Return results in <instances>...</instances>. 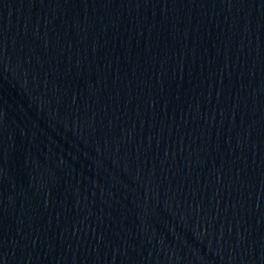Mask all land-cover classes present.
Here are the masks:
<instances>
[{"label":"water","instance_id":"water-1","mask_svg":"<svg viewBox=\"0 0 264 264\" xmlns=\"http://www.w3.org/2000/svg\"><path fill=\"white\" fill-rule=\"evenodd\" d=\"M0 264H264V81L2 183Z\"/></svg>","mask_w":264,"mask_h":264}]
</instances>
